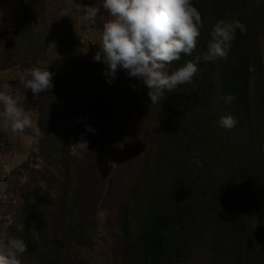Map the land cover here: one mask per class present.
<instances>
[{
	"label": "rangeland",
	"instance_id": "374dc122",
	"mask_svg": "<svg viewBox=\"0 0 264 264\" xmlns=\"http://www.w3.org/2000/svg\"><path fill=\"white\" fill-rule=\"evenodd\" d=\"M192 2L202 14L201 35L191 56L167 66L169 73L207 52L219 20L243 22L255 13L254 3L264 4ZM88 6L100 5L0 0V91L12 94L40 129L39 135L31 130L12 135L0 128V244L20 240L17 230L43 220L49 234L64 238L57 264H157L162 261L154 259V246L139 242L142 225L155 214L178 223L170 264H264V145L258 147L260 160L252 157L250 145L264 138V102L251 133L220 126L224 114H200L206 82L213 84L212 107L222 110L217 71L238 54L201 58L191 83L151 104L138 78L121 68L109 83L106 66L93 59L109 14L100 6L97 17L85 21ZM247 25L260 51L264 97V22ZM242 35L237 30L236 37ZM34 67L53 73L54 87L38 100L19 83ZM211 116L215 131L204 127ZM88 125L94 133L86 131ZM235 137L239 149L227 144ZM82 139L89 150L79 149ZM34 193L53 197L55 211L50 206L40 211L39 200L28 212ZM45 242L37 244L40 252ZM170 243L158 257L165 258ZM21 259L33 264L26 252Z\"/></svg>",
	"mask_w": 264,
	"mask_h": 264
},
{
	"label": "clouds",
	"instance_id": "9594fccd",
	"mask_svg": "<svg viewBox=\"0 0 264 264\" xmlns=\"http://www.w3.org/2000/svg\"><path fill=\"white\" fill-rule=\"evenodd\" d=\"M98 5L108 12L109 18L103 25L93 59L106 66L104 74L109 83L121 68L129 77L138 78L149 89L151 104L159 103L166 91L174 92L180 85L191 83L201 58L206 62L227 60L237 30L247 31L240 20H219L210 32L207 52L169 73L167 66L179 61L182 55L191 56L201 35L202 14L192 0H98ZM100 6L86 7L83 19L94 20ZM52 77L48 69L34 67L27 78L21 76L19 83L38 100L41 93L54 87ZM132 87L135 89L136 85ZM223 99L230 104L235 98L227 95ZM219 124L230 130L237 120L228 114L220 117ZM0 128L12 135L28 130L40 134L26 109L7 91H0ZM86 131L94 133L95 129L88 125ZM77 144L79 149L89 150L87 141L82 139ZM26 250L24 242L15 238L0 244V264H23L21 257Z\"/></svg>",
	"mask_w": 264,
	"mask_h": 264
},
{
	"label": "trees",
	"instance_id": "16d2710c",
	"mask_svg": "<svg viewBox=\"0 0 264 264\" xmlns=\"http://www.w3.org/2000/svg\"><path fill=\"white\" fill-rule=\"evenodd\" d=\"M229 1L230 0H227V2ZM254 5L255 13L251 14L248 20L244 19L243 21L247 28L246 33H243L241 38L236 37L229 50L231 53L238 54V60L230 63L229 66L221 63L217 71L218 75L216 79L219 84L221 101L223 103L222 110L219 112L212 107L213 84L206 82L202 84V110L200 112V114H224V116L231 114L237 120L234 130L241 126L249 133H251L255 127L254 115L259 111L262 112L263 109L261 105L264 102L261 85L263 84V80L261 79L262 64L260 51L257 45L255 31L247 25L248 22H250V24L255 23V21L259 23L264 22V4H261L260 7L255 3ZM207 80L208 77H205L204 81ZM227 95H232L235 98L230 104L225 103L223 99V97ZM211 119L212 116L211 118H204V127L205 129L215 131L217 129L215 126L216 119L213 118L212 121ZM195 122H199V120L196 119ZM69 135L68 129L65 128L62 141L64 145H66ZM263 139L262 137V140ZM262 140L261 142H254L252 140L250 143L251 147L255 150L252 157L259 160L260 152L257 151H259L258 147L260 145H264V140ZM243 142H246L244 146L248 149L247 140ZM227 144L236 149L240 148L237 147V137L229 139ZM32 196H34L36 200L33 204L28 205V212L34 208L36 203H39V200L42 201V203H39L40 211H43L46 206L52 207V212L55 211L57 203L53 200V197H48V193H45L43 196H37V194L34 193ZM177 225V220H174L172 217L162 218L160 215L155 214L148 216L145 223L142 225L139 242L141 245L148 248L154 246V255L156 256L154 259L156 261H162V263L157 264H170L172 262V254L174 253L176 240L175 236L178 229ZM45 227L46 223L43 220H37L31 228L33 229V233L28 224L22 230H17L20 234V240L24 241L26 245L27 250L25 252L30 254L33 264H46V261L57 264L63 254L64 238L62 237L60 239V235L55 233L49 234ZM57 231H59L58 228ZM173 232H175V234H173ZM43 238L46 241V247L40 252L42 246H37V244H41V239ZM169 241H171V243L170 247L167 248L168 250L166 249L168 252L165 251V258L158 257V255L162 254L163 247H166V245L168 246Z\"/></svg>",
	"mask_w": 264,
	"mask_h": 264
}]
</instances>
